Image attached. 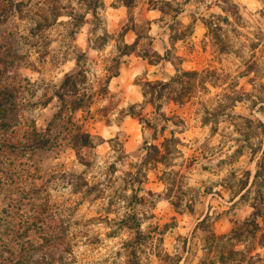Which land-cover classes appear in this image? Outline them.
Instances as JSON below:
<instances>
[{
	"label": "clouds",
	"instance_id": "9594fccd",
	"mask_svg": "<svg viewBox=\"0 0 264 264\" xmlns=\"http://www.w3.org/2000/svg\"><path fill=\"white\" fill-rule=\"evenodd\" d=\"M0 264H264V0H0Z\"/></svg>",
	"mask_w": 264,
	"mask_h": 264
}]
</instances>
